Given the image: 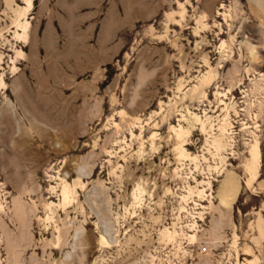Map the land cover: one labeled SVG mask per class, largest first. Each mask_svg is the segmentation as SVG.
I'll list each match as a JSON object with an SVG mask.
<instances>
[{"label": "rangeland", "instance_id": "374dc122", "mask_svg": "<svg viewBox=\"0 0 264 264\" xmlns=\"http://www.w3.org/2000/svg\"><path fill=\"white\" fill-rule=\"evenodd\" d=\"M23 4L0 0V264H264V0H34L21 42Z\"/></svg>", "mask_w": 264, "mask_h": 264}, {"label": "bare ground", "instance_id": "6f19581e", "mask_svg": "<svg viewBox=\"0 0 264 264\" xmlns=\"http://www.w3.org/2000/svg\"><path fill=\"white\" fill-rule=\"evenodd\" d=\"M21 2H23L24 6L20 7L19 9H17L15 11V19H14V25L16 27V32L14 34V39L17 41H21V42H26L29 38V34H30V30H31V25L30 22L28 20V16L30 15L31 11L33 10V6H34V0H20ZM223 8V6H222ZM221 8V9H222ZM222 47V46H221ZM18 54H21V52H18ZM205 85V83H204ZM196 117V122L200 123V126L202 128L203 132H206L207 129L205 128V123L202 122L197 116ZM205 117V116H204ZM229 117V116H228ZM219 121V120H218ZM195 122V121H193ZM223 122V121H222ZM221 122V123H222ZM228 122V121H227ZM226 122V123H227ZM219 123V122H218ZM226 123H223L218 129L219 133L221 134L222 137H224V135L227 133V129H226ZM230 123V122H229ZM198 124V123H197ZM213 124V123H212ZM209 125V124H208ZM211 125V124H210ZM231 125H229L230 127ZM228 127V129H229ZM200 128V129H201ZM212 127H210V129H212ZM232 128V127H231ZM179 129V128H178ZM211 132V131H210ZM218 133V132H217ZM232 133V132H230ZM188 132L184 131L182 128L176 132V138H177V151H179V157H188L187 151L183 148L184 146V141H183V137L185 135H187ZM208 135V133H207ZM232 135V134H231ZM209 136V135H208ZM212 138V137H210ZM215 138V137H214ZM225 138V137H224ZM230 139V137H229ZM211 140V139H210ZM260 142V141H259ZM259 142L256 141L255 144L252 146V149L250 151V159L247 161L245 169L246 172L249 174L250 178L248 180V184H251L252 181L257 180L258 178V172H259V168L261 167V151H260V147H259ZM211 143V142H209ZM207 144V143H206ZM226 144V143H225ZM210 145V144H207ZM212 145V144H211ZM226 146L223 145L221 143V140H219L218 138H215L213 141V148H214V152L219 155L221 152H223V150H225ZM212 148V147H211ZM250 149V148H249ZM209 151V150H208ZM210 152V151H209ZM213 152V153H214ZM217 157V156H215ZM225 157V156H224ZM196 158V157H195ZM195 160V159H194ZM225 161V159H224ZM245 165V164H244ZM220 166V165H219ZM217 167V166H216ZM214 168V167H213ZM216 169V168H215ZM218 169V168H217ZM260 174V173H259ZM238 189L235 187L234 183H229L226 186V190H225V194L227 196H229L228 198L231 199L234 196L237 195ZM226 198V197H225ZM227 198V199H228ZM68 199V194L67 192L64 191V202H66ZM226 202L228 200H225ZM223 202V201H222ZM224 203V202H223ZM224 213V212H223ZM259 233L260 235H264V230L262 229V227L259 226ZM102 240V238H101ZM61 241V240H60ZM65 241V240H63ZM62 241V242H63ZM69 241V240H68ZM59 243V242H58ZM57 243V245H58ZM64 244V243H63ZM101 244V243H100ZM105 244V243H104ZM108 244V243H107ZM17 247V246H16ZM15 247V248H16ZM58 249V248H57ZM61 250V249H60ZM54 251V250H52ZM249 264H256L255 262H249Z\"/></svg>", "mask_w": 264, "mask_h": 264}]
</instances>
